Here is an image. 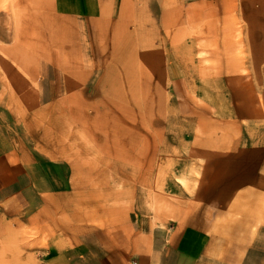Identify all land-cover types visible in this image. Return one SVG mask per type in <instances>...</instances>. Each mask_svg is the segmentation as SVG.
<instances>
[{
  "label": "rangeland",
  "instance_id": "374dc122",
  "mask_svg": "<svg viewBox=\"0 0 264 264\" xmlns=\"http://www.w3.org/2000/svg\"><path fill=\"white\" fill-rule=\"evenodd\" d=\"M111 3L0 0V264H131L179 225L264 264V0Z\"/></svg>",
  "mask_w": 264,
  "mask_h": 264
},
{
  "label": "crops",
  "instance_id": "0c3cea01",
  "mask_svg": "<svg viewBox=\"0 0 264 264\" xmlns=\"http://www.w3.org/2000/svg\"><path fill=\"white\" fill-rule=\"evenodd\" d=\"M60 1L52 0L55 12L60 15L77 17L97 14L91 11V4L87 0ZM111 1L98 0L100 6L98 16L112 14L113 3ZM7 189L9 188L7 187ZM15 192L16 190L5 197L7 199L6 207L12 209L17 204H23L25 207L30 205L27 196H22V192ZM27 202L28 204H26ZM149 241L148 247L142 250L131 264H204L205 261L215 264L212 262H221L226 256H229L234 246L233 241L228 242L221 233L209 232L206 234L196 227L184 225L175 226L168 231L154 226L149 233ZM124 264H126L125 261Z\"/></svg>",
  "mask_w": 264,
  "mask_h": 264
},
{
  "label": "bare ground",
  "instance_id": "6f19581e",
  "mask_svg": "<svg viewBox=\"0 0 264 264\" xmlns=\"http://www.w3.org/2000/svg\"><path fill=\"white\" fill-rule=\"evenodd\" d=\"M1 2H2V0H1ZM24 5H25V4H24ZM6 11H7V10H6ZM31 11H32V10H31ZM7 13H8V11H7ZM9 14H10V13H9ZM27 16H28V14H27ZM15 20H16V19H15ZM19 22H20V21H19ZM6 23H7V22H6ZM19 24H20V23H19ZM100 34H101V33H100ZM102 35H103V34H102ZM105 36H106V35H105ZM17 39H18V37H17ZM31 42H32V41H31ZM35 42H36V41H35ZM38 42H39V41H38ZM38 42H37V43H38ZM25 43H26V42H25ZM37 43H36V44H37ZM1 47H3V46H1ZM9 48H10V47H9ZM28 48H29V47H28ZM1 49H2V48H1ZM2 50H3V49H2ZM13 50L15 51V49H12V51H13ZM10 51H11V50H10ZM10 51H9V52H10ZM17 51H18V50H17ZM3 52H5V51H3ZM15 52H16V51H15ZM16 53H17V52H16ZM27 54L29 55V53H27ZM30 54H31V53H30ZM38 54H39V52H38ZM38 54H37V56H39ZM28 55H26V56H28ZM37 61H38V60H37ZM40 63H42V62H40ZM9 65H10V64H9ZM39 67H40V66H39ZM215 67H217V66H215ZM40 69H41V68H40ZM217 69H219V68H217ZM205 70H206V69H205ZM209 70H211V69H209ZM209 70H208V71H209ZM206 71H207V70H206ZM208 71H207V72H208ZM212 71H213V70H212ZM216 71H218V70H216ZM39 72H40V71H39ZM218 72H220V71H218ZM208 73L210 74V72H208ZM215 73H217V72H215ZM39 74H40V73H39ZM204 74H206V72H205ZM219 74H220V73H219ZM37 83H38V82H37ZM15 84H16V83H15ZM37 85H38V84H37ZM37 88H38V87H37ZM31 91H32V90H31ZM29 93H30V92H29ZM137 99H138V97H137ZM144 99H145V98H144ZM149 104H150V103H149ZM146 105H147V104H146ZM146 105H145V106H146ZM142 106H143V105H142ZM150 106H151V105H150ZM147 107H148V106H147ZM134 108H135V107H134ZM135 110H136V109H135ZM136 112H137V111H136ZM136 115H137V114H136ZM144 115H145V113H144ZM133 116H134V115H133ZM148 116H149V115H148ZM137 117H138V116H137ZM146 119H147V118H146ZM148 119H149V118H148ZM150 120H151V119H150ZM134 122H135V121H134ZM157 123H158V122H157ZM131 141H132V140H131ZM132 142H133V141H132ZM115 143L117 144V142H115ZM122 143H123V142H122ZM122 143H120V144H122ZM129 144H130V143H129ZM146 144H147V143H146ZM130 145H131V144H130ZM140 145H141V143H140ZM140 145H139V146H140ZM148 145H149V143H148ZM115 146H116V145H115ZM116 147H117V146H116ZM118 147H119V146H118ZM125 147H126V146H124L123 148H125ZM127 147H128V146H127ZM127 147H126V148H127ZM148 147H149V146H148ZM107 148H108V147H107ZM121 149H122V148H121ZM137 149H139V148H137ZM117 150H118V149H117ZM165 150H167V148H166ZM167 151H168V150H167ZM139 152H140V151H139ZM141 152H142V151H141ZM120 153H121V152H119V154H120ZM117 154H118V152H117ZM136 154H137V153H136ZM136 154H135V155H136ZM141 154H142V153H141ZM110 155H111V154H110ZM137 155H138V154H137ZM137 155H136V156H137ZM117 156H118V155H117ZM114 157H115V156H114ZM121 157H122V156H121ZM137 158H138V156H137ZM124 159H125V157H124ZM134 159H135V158H134ZM125 161H127V160H125ZM127 162H128V161H127ZM130 163H131V162H130ZM95 164H96V163L93 164L94 167H95ZM131 166H132V165H131ZM141 166H143V165H141ZM141 166H140V167H141ZM135 167H137V166L135 165ZM132 168H133V167H132ZM138 168H139V166H138ZM136 169H137V168H136ZM95 173H96V172H95ZM92 176H93V175H92ZM94 180H95V179H94ZM92 181H93V180H92ZM97 181H98V180H97ZM93 182L96 183V180L93 181ZM81 184H82V183H81ZM96 184H97V183H96ZM96 186H97V185H96ZM127 192H128V191H127ZM113 194H114V193H113ZM124 194H126V192H125ZM130 194H131V193H130ZM119 195L122 196V194H118V196H119ZM112 196H113V195H112ZM129 197H130V196H129ZM117 198H119V197H117ZM131 198H132V197H131ZM127 199H128V198H127ZM125 200H126V199H125ZM129 201H130V200H129ZM132 204H133V203H132ZM93 205H94V204H93ZM128 205H130V204L128 203ZM92 207H93V206H92ZM93 208H94V207H93ZM102 212H103V211H102ZM118 236H120V235H118ZM117 242H118V241H117ZM112 249H113V248H112Z\"/></svg>",
  "mask_w": 264,
  "mask_h": 264
}]
</instances>
